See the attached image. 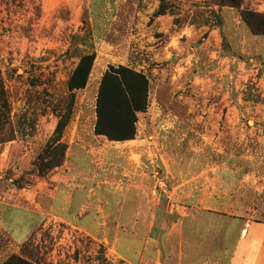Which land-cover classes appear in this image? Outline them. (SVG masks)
<instances>
[{
    "label": "rangeland",
    "instance_id": "obj_1",
    "mask_svg": "<svg viewBox=\"0 0 264 264\" xmlns=\"http://www.w3.org/2000/svg\"><path fill=\"white\" fill-rule=\"evenodd\" d=\"M165 2L157 19L160 0H0V77L14 129L1 135L12 140L0 143V200L12 202L17 187L48 180L57 168L40 175L34 162L68 107L61 141L91 135L100 79L110 65H124L148 78L136 135H151L162 154L144 162L151 175L164 177L158 186L172 191L161 192L163 215L201 206L264 222V36H252L240 18L245 7L264 12V0L221 7V22L211 13L218 0ZM132 8L142 11L134 23ZM91 51L87 85L70 103L68 78ZM239 221L204 216L192 239L201 247L218 250L217 239L229 246ZM108 244V237L92 239L61 224L42 227L19 246L3 228L0 264L11 255L35 264H124Z\"/></svg>",
    "mask_w": 264,
    "mask_h": 264
},
{
    "label": "crops",
    "instance_id": "obj_2",
    "mask_svg": "<svg viewBox=\"0 0 264 264\" xmlns=\"http://www.w3.org/2000/svg\"><path fill=\"white\" fill-rule=\"evenodd\" d=\"M130 11V22L134 23L135 15L139 18L142 11ZM94 122L91 135L82 142L78 141L80 135H72L66 142V159L50 172L48 180L17 188L12 202L0 200V230L4 228L17 245L42 227L63 224L92 239L108 237L109 248L124 264H264L263 221L220 214L201 206H190L195 209L189 213L167 211L158 220L163 214L161 192L169 197L172 191L163 188L161 182L158 186L164 177L151 175L144 162H153L157 154L162 156L150 145L152 136L112 141L94 133ZM135 141L141 144L131 145ZM135 155L138 161L133 159ZM211 215L240 220L239 229L231 232L236 231L233 244L223 245L217 239L221 243L218 250L214 245L195 244L192 237L201 234L195 228L198 220Z\"/></svg>",
    "mask_w": 264,
    "mask_h": 264
},
{
    "label": "trees",
    "instance_id": "obj_3",
    "mask_svg": "<svg viewBox=\"0 0 264 264\" xmlns=\"http://www.w3.org/2000/svg\"><path fill=\"white\" fill-rule=\"evenodd\" d=\"M244 0H218V10L211 11L215 20L221 22L219 11L221 7L240 8ZM167 3L160 0L158 9L153 16L166 13ZM241 22L252 36H264V12L249 8L240 9ZM94 51L84 53L71 72L67 89L70 93V103L74 98V91L86 87L90 71L95 60ZM148 78L142 72L124 65H110L103 73L95 101L94 133L104 135L112 141L134 139L136 136L137 113L144 112L148 106ZM10 104L7 93L0 77V143L12 140L1 135H13L14 129L10 117ZM70 107L60 115L52 137L49 139L44 153L38 155L39 162H34L38 173L46 174L49 170L59 167L65 161L67 144L61 141L64 127L69 121ZM17 188H23L19 186ZM164 211L162 204V212ZM164 217L158 216V220ZM170 218L171 216L168 215ZM169 218H167L169 220ZM164 238H161V245ZM2 264H35L27 258L18 255L9 256Z\"/></svg>",
    "mask_w": 264,
    "mask_h": 264
}]
</instances>
